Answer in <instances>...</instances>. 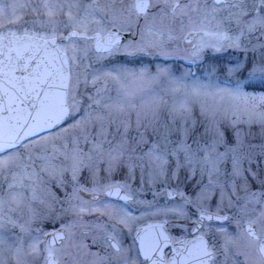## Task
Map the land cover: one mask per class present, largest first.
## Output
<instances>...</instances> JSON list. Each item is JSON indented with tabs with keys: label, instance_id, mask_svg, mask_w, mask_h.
<instances>
[{
	"label": "snow or ice",
	"instance_id": "obj_1",
	"mask_svg": "<svg viewBox=\"0 0 264 264\" xmlns=\"http://www.w3.org/2000/svg\"><path fill=\"white\" fill-rule=\"evenodd\" d=\"M0 264H264V0H0Z\"/></svg>",
	"mask_w": 264,
	"mask_h": 264
}]
</instances>
